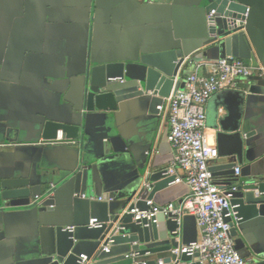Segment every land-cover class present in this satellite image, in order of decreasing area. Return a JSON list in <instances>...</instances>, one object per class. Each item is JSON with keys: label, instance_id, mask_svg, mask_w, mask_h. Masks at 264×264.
I'll list each match as a JSON object with an SVG mask.
<instances>
[{"label": "crops", "instance_id": "1", "mask_svg": "<svg viewBox=\"0 0 264 264\" xmlns=\"http://www.w3.org/2000/svg\"><path fill=\"white\" fill-rule=\"evenodd\" d=\"M212 2L0 0V264L45 254L57 227L88 226L90 196L112 198L108 211L121 213L148 175L169 167L174 151L167 141L168 124L149 111V99L117 96L115 87L91 93L87 75L93 67L160 50L183 53V78L198 63L225 58L224 47L208 43ZM235 2L250 32L252 56L243 61L264 65V0ZM225 91L211 96L205 107L210 145L216 146L210 129L215 98ZM231 91L244 95L242 122L250 135L237 164L240 177L264 176V80L251 76ZM48 123L72 130L59 129L61 141L57 133L48 139ZM83 167L89 170L85 199L76 196L81 185L75 175ZM188 193L185 184L170 183L152 200L178 205ZM45 197L53 199V210L36 205ZM237 232L240 255L264 264V217L243 220Z\"/></svg>", "mask_w": 264, "mask_h": 264}, {"label": "water", "instance_id": "2", "mask_svg": "<svg viewBox=\"0 0 264 264\" xmlns=\"http://www.w3.org/2000/svg\"><path fill=\"white\" fill-rule=\"evenodd\" d=\"M209 9L215 10V14L206 21L208 43L224 47L227 56L249 60L252 47L244 10L235 0H213ZM184 67L185 57L180 50L145 52L131 62H113L91 68L87 75L89 91L99 93L100 90L115 87L118 88L114 91L117 96L138 94L149 99L151 113H158L157 106L162 104L163 99L183 88ZM243 104L244 95L241 91H225L217 96L210 127L214 132L217 158L209 162V170L223 190L235 188L231 193L230 206L238 220L231 225L232 238H236L237 226L243 220L264 217V176L240 177V174H234L238 162L244 158L245 139L250 137L244 132ZM59 129L65 133L72 130L71 127L48 123L45 126V138L54 139ZM51 130L52 136L49 135ZM88 171V167H83L76 173V182L81 185L76 195L86 196ZM165 173L162 170L148 175L145 183L152 185V191L147 193L142 189L136 196L137 189L130 194L128 199L131 204L125 213H110L107 199L90 201L91 219H95L99 227L88 225L72 230L69 227H57L49 251L15 264H77L81 255L87 258L88 262L84 264H158L157 259L147 257L161 254H166L162 264H171L172 261H176V264L191 263V256L180 254L178 258L170 257L169 252L179 245L189 246L196 242L197 229L193 216L182 217L180 233L175 234L179 227L170 216L159 214L155 217V223L145 220L133 222V215L129 213L134 206L140 211L146 210L145 201L173 182L174 177ZM36 205L40 210H53L54 201L51 197H45ZM241 245V239H236L235 249L238 250ZM106 246L108 252L103 251ZM131 253L136 254L135 258H125Z\"/></svg>", "mask_w": 264, "mask_h": 264}, {"label": "built area", "instance_id": "3", "mask_svg": "<svg viewBox=\"0 0 264 264\" xmlns=\"http://www.w3.org/2000/svg\"><path fill=\"white\" fill-rule=\"evenodd\" d=\"M214 14L215 10H211L208 19ZM202 69L204 74L200 72ZM251 76L264 80V65H247L245 61L231 56L211 63H198L195 70L183 78V88L177 89L157 106L158 114L167 121V141L174 151L173 160L165 174L174 177L173 184H185L189 193L178 205L169 203L160 206L149 198L145 201L146 210L140 211L134 206L129 213L133 215V222L145 220L155 223V217L159 214L170 216L179 227L175 234L180 233L182 217L195 218L196 242L170 250V257L178 258L180 254L196 256L197 259L189 264H253L235 249L234 238L230 233L232 223L238 220L236 212L230 206L231 193L235 188L223 190L215 181L209 170V162L217 158V149L207 142L205 133V107L211 96L220 91L231 90L239 81ZM56 140H62L61 131L57 133ZM177 170L181 175L176 174ZM234 174L239 176L238 167L234 169ZM142 189L150 193L152 185L143 183L136 196ZM76 196L87 198L85 195ZM88 199L104 201L101 197L90 196ZM111 200L109 198L106 201ZM99 226L95 219L90 220L89 227ZM103 251L108 252V246ZM135 256V253H131L125 255V258L133 259ZM87 262L86 256L81 255L77 264ZM158 264H162V260ZM171 264H176V261Z\"/></svg>", "mask_w": 264, "mask_h": 264}]
</instances>
